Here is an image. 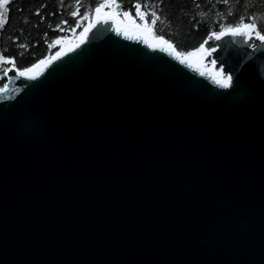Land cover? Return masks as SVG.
<instances>
[{
    "label": "water",
    "instance_id": "obj_1",
    "mask_svg": "<svg viewBox=\"0 0 264 264\" xmlns=\"http://www.w3.org/2000/svg\"><path fill=\"white\" fill-rule=\"evenodd\" d=\"M95 7L36 80L3 73L0 264H264V43L181 63L121 16L133 38L80 44Z\"/></svg>",
    "mask_w": 264,
    "mask_h": 264
},
{
    "label": "trees",
    "instance_id": "obj_2",
    "mask_svg": "<svg viewBox=\"0 0 264 264\" xmlns=\"http://www.w3.org/2000/svg\"><path fill=\"white\" fill-rule=\"evenodd\" d=\"M98 2L104 3L105 0H80L79 5L76 0H14V3L8 5V22L3 30H0V54L7 58H15L18 68L51 56L59 46L53 45L50 48L49 45L57 38L71 37L73 31L79 32ZM117 2L123 5L124 11H128L137 0ZM139 2L142 5L146 2L154 6L151 9L142 8V11L155 10L158 15L166 18L163 23L157 24L160 31L155 35L163 34L182 54L198 48L208 33L220 30V24L234 25L242 15L246 17L245 22H248L247 17L255 14L264 30V0H230L228 5L218 0H139ZM41 5L45 7L41 8ZM37 8H40L44 20L35 15ZM77 8L81 16L87 13L82 21H79V17L74 18L70 15V12L76 11ZM229 8L232 9V15H227ZM201 12L205 15H199ZM224 16L226 18H222ZM62 20L68 21L63 27L71 26L74 30L59 31L56 25ZM77 22L79 27H76ZM148 22L150 23V20ZM15 37L19 39L16 40ZM21 43L28 45L26 50L17 47ZM4 82L3 71H0V86Z\"/></svg>",
    "mask_w": 264,
    "mask_h": 264
},
{
    "label": "snow or ice",
    "instance_id": "obj_3",
    "mask_svg": "<svg viewBox=\"0 0 264 264\" xmlns=\"http://www.w3.org/2000/svg\"><path fill=\"white\" fill-rule=\"evenodd\" d=\"M218 2L223 3L225 5L230 4V0H218ZM11 3H14V0H0V30H3L4 25L8 22V13H9V7ZM76 3L79 5L80 0H76ZM45 7L44 5H41V8ZM105 7L108 8H115L116 11H110L101 14L102 9ZM154 6L148 3H144L143 5L139 0L132 5V7L128 11L123 10V5L121 3H118L117 0H105L104 3H97V7H95V19L90 21L88 26L83 29V31L80 33L81 40L80 44H83L85 42V39L87 38L88 33L92 32L94 28L97 27L98 24L103 23L107 26V31L114 30L117 35L121 34L123 32V35L126 38H133L130 35L129 29L127 27L121 29L119 26L116 25V21L119 17H123L124 19L119 20L120 24H125L127 22L128 24L132 25L134 29H139L140 33L143 34V42L148 43L147 40V34H153L155 35L156 32H159L160 29L157 28L158 23H163L166 18H163L161 15L157 14V11L151 10L150 12L142 11V8H153ZM158 7V5L156 6ZM197 7H199V4H197ZM133 9H134V15H133ZM35 15L38 16L41 20H44V17L41 15L40 8L36 9ZM70 15L74 18L79 17V21H82L87 16V13H85L84 16H81L79 13V8L76 9V11H71ZM199 15L204 16L205 13L201 12ZM227 15H232V9L229 8ZM226 18V16L222 17ZM137 19L141 21L142 23H137ZM246 17L240 16L239 21L236 24H220L219 31H213L210 33L209 39H214L215 41H219L222 39V37L225 36H242L245 37V42L255 40L260 41L261 43H264V30H262L261 24L258 23L257 16L255 14L248 16L247 21L245 22ZM150 20V23L148 22ZM27 22V20L25 21ZM113 22V23H110ZM67 20H62L59 24L56 25L57 29L61 32L64 31H70L74 30L71 26L68 28L63 27V25H67ZM76 27H79V22L76 23ZM45 36H47V33H45ZM14 39L18 40L19 37H15ZM63 38H57L55 41L52 42V44L49 45L51 48L53 44H60ZM155 39L159 42V44H153L150 45L154 49L159 48L161 51H166V49L159 47V45H167L168 48H171L173 51L176 52V58H180L183 55V59H180L181 63H185L189 58L193 56L200 55V58L203 59L204 55H210L211 53H214L217 51V49L220 47L219 44L212 46V47H205V45L208 44V40H205L200 44V46L192 51H188L186 53H180L176 51V47L173 43H171L169 40H166L163 34L156 35ZM47 42V41H46ZM80 45L77 44L76 47L78 48ZM17 47L21 49H27L28 45L21 43L18 44ZM249 47H253L252 44H249ZM73 48H69L68 51H73ZM23 54V53H21ZM65 55V52L63 48H61L60 51L56 52L55 55L51 57H46L44 59H40L37 63L33 64L29 68H25L23 70H20L16 67L15 58H7L4 55L0 54V71H3L4 76L8 77L9 81H13L18 78H26L28 80H36L38 76L41 75V72L38 71V69L41 68V66L47 67L48 65L52 64L53 61H58L62 58V56ZM211 64L216 65L217 60L213 59L210 61ZM4 65H11V67H4ZM191 66V65H189ZM15 71L16 76H8L9 72ZM201 75H204L203 72L200 73ZM212 81L218 85L221 88L227 89L231 86L233 77L231 74L225 73L223 69V65L221 64L220 69L212 75ZM19 89H12L11 94L8 95L6 98H14V95L16 92H18ZM9 93V84L5 83L3 87H0V94H8Z\"/></svg>",
    "mask_w": 264,
    "mask_h": 264
},
{
    "label": "rangeland",
    "instance_id": "obj_4",
    "mask_svg": "<svg viewBox=\"0 0 264 264\" xmlns=\"http://www.w3.org/2000/svg\"><path fill=\"white\" fill-rule=\"evenodd\" d=\"M105 8H108V7H105ZM108 9H111L112 11H116L115 8H108ZM90 17H91V16H90ZM90 17L86 18V21H85L84 25L86 24L87 21L90 20ZM137 22H138V23H142V22L139 21L138 19H137ZM84 25H83V26H84ZM78 33H79L78 31H73L71 37H69V38H63L60 44H53V45H56V46H59V47H60V46H62V45H64V44H66L67 42H70V41L74 40V39L76 38V36H77ZM55 40H56V39H55ZM55 40H54V41H55Z\"/></svg>",
    "mask_w": 264,
    "mask_h": 264
}]
</instances>
